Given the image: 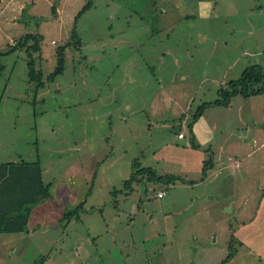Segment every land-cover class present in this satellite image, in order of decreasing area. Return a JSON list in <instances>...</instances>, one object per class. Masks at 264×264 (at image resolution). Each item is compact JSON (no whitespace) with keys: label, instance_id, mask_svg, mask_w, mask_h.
<instances>
[{"label":"rangeland","instance_id":"374dc122","mask_svg":"<svg viewBox=\"0 0 264 264\" xmlns=\"http://www.w3.org/2000/svg\"><path fill=\"white\" fill-rule=\"evenodd\" d=\"M90 1L76 18L88 0H0V162L39 161L66 211L83 202L68 223L32 231L22 253L12 251L17 235L3 234L0 264H258L238 241L227 258L232 229L262 193L264 93L205 109L214 161L205 183H170L162 199L147 172L130 192L122 183L146 165L141 154L184 144L183 114L189 122L246 66H264V0ZM27 33L41 36L40 86L17 47ZM64 44V69L48 79ZM229 198H245L243 215L225 210Z\"/></svg>","mask_w":264,"mask_h":264},{"label":"trees","instance_id":"16d2710c","mask_svg":"<svg viewBox=\"0 0 264 264\" xmlns=\"http://www.w3.org/2000/svg\"><path fill=\"white\" fill-rule=\"evenodd\" d=\"M91 6V1L82 7L76 18ZM25 8V7H24ZM23 8V10H24ZM75 31L72 38H76ZM41 36L38 34L27 33L18 40L17 47L25 48L27 52L28 76L29 81L37 78V86L43 84L40 75L36 76L34 68L33 53L40 52ZM30 42H32L30 44ZM75 43L80 44L77 38ZM68 44L59 46L56 51V67L49 74L48 79L61 73L64 69L65 50ZM16 47H13L15 49ZM3 66L0 63V72ZM38 74V73H37ZM34 78V79H33ZM264 93V66L254 63L246 66L235 79L228 80L217 90V98L213 101L201 103L196 111L191 115L187 128L190 132V146L199 149L201 146L196 144L192 133L193 123L202 115L203 111L212 105L227 106L233 96L241 95L251 97ZM183 116V115H182ZM209 149H205L207 152ZM136 163V162H134ZM136 166V165H134ZM213 166L212 156L205 159L202 165V175ZM148 173V179L152 181H163L166 183L174 182L178 179L174 175H158L153 169L142 168L140 171H133L129 178L123 182L125 189H132L133 182L136 181L138 173ZM50 197L49 185L45 184L42 177V167L39 161L26 162H4L0 163V233H15L28 231L27 222L31 209L39 202ZM83 207V202L78 204L73 210L66 211L61 218L62 221L69 222L73 217H77V212ZM237 241L233 235L230 236L228 258L232 257L235 250L232 249V242ZM241 244V243H240Z\"/></svg>","mask_w":264,"mask_h":264},{"label":"crops","instance_id":"0c3cea01","mask_svg":"<svg viewBox=\"0 0 264 264\" xmlns=\"http://www.w3.org/2000/svg\"><path fill=\"white\" fill-rule=\"evenodd\" d=\"M207 1L208 0H201L200 2L203 4ZM212 106H218V105H212ZM204 111L202 115L192 125V133L194 136V141L196 144H199L201 146L199 149H195L190 146L189 143L190 135L189 137H187L186 135V129L189 122L187 121V116L183 114V116L179 118L178 130L176 135H177V139L185 140L184 144L179 145V144L167 143L163 147L153 148L152 152L148 151L149 154H152V156L150 157L146 156V154H141L142 156L141 163L146 164L143 168L153 169L158 175L177 176L178 179L170 183L174 184L181 182L182 184H185L188 187L191 186L192 188H194L196 184L199 183L203 184L206 181H208L207 179L209 178V176L212 175V172L214 171L213 170L214 161H213V166L207 171L206 175L203 176L201 171L206 156V151L203 148L207 144L210 145L207 146L209 147L207 148L209 149L207 153L212 150L210 143L213 141V128L210 127L207 121L203 118ZM179 133H183V137L179 138L178 137ZM212 159H213V155H212ZM228 159H232L233 164L236 168H239L241 166L238 158L228 157ZM160 160L162 161L161 164L159 163ZM163 161H166L167 163L163 164ZM0 163H4V162L1 161ZM169 163H175L176 165L180 166V168L177 169V171H174V169H171L172 166H169ZM176 172H181V173H176ZM183 172H186V174H182ZM195 172L200 174L199 179H192L190 177L191 174ZM218 172L219 171H217L216 174ZM147 180L149 182L161 183L159 184L160 186L156 191V197H157V193L160 191H164V195L162 197H157V198L162 199L163 197L167 196L168 184L170 183H166L163 181H152L150 179ZM139 181L140 180H138V182L136 183L138 184ZM259 187H261L262 189V193L260 194L259 201L257 202V204L255 205L251 214L248 217L245 216L241 217L242 219L240 220L239 224L232 229L233 233L231 235H233L234 238L241 243L242 247L243 246L246 247L245 249L248 250V253L250 251L252 252V253L250 252V255H252V257L258 258V264H264V181H260ZM135 188L136 185H133L132 189L134 190ZM128 192L130 191L128 190ZM244 202H245V198H243V201L240 200L235 205L234 201L231 198H229L227 199L224 206L226 207L229 204L230 206L225 210L235 208L240 211L241 215H243ZM66 210L67 209L61 200L55 199L50 195L49 198L39 202L31 209L27 222L28 231L15 232V233H0V243L3 244V246H5L6 248H8L9 245L11 244V241L15 240L17 243L20 242L18 243L19 247H16L15 250L12 249V251H14L15 254L22 253L23 252L22 250L26 245V239L28 235L32 233V231H34L36 228L39 227L45 228L48 225L53 226L56 224L57 225L61 224V222H63L61 218L64 216ZM3 234L4 235L16 234L17 238L13 240H11V238L5 239ZM9 240L11 241L9 242ZM22 240L23 242L25 241L24 244Z\"/></svg>","mask_w":264,"mask_h":264},{"label":"built area","instance_id":"2783aa9c","mask_svg":"<svg viewBox=\"0 0 264 264\" xmlns=\"http://www.w3.org/2000/svg\"><path fill=\"white\" fill-rule=\"evenodd\" d=\"M178 137L179 138L183 137V133H179ZM163 195H164V191H160V192L157 193V197H162Z\"/></svg>","mask_w":264,"mask_h":264}]
</instances>
